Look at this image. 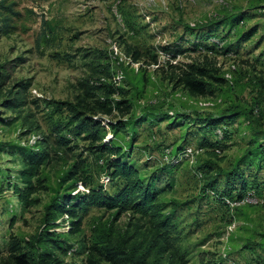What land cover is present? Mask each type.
<instances>
[{"label": "rangeland", "instance_id": "rangeland-1", "mask_svg": "<svg viewBox=\"0 0 264 264\" xmlns=\"http://www.w3.org/2000/svg\"><path fill=\"white\" fill-rule=\"evenodd\" d=\"M10 2L14 28L0 37V252L11 235L48 228L63 242L54 252L64 264H114L101 246L123 258L142 254L138 264H264V0ZM191 63L212 66L221 85L213 81L205 95L177 85L172 72ZM111 85V105L122 100L129 113L96 108ZM62 101L100 121L101 142L114 139L158 190L172 243L139 212L115 218V209L90 206L77 209L74 229L57 211L45 224L53 198L111 194L122 182L109 178L107 154L92 152ZM231 104L248 117L223 119ZM119 120L116 135L109 122ZM28 150L47 158L31 195L37 203L25 207L13 186H22Z\"/></svg>", "mask_w": 264, "mask_h": 264}, {"label": "trees", "instance_id": "trees-1", "mask_svg": "<svg viewBox=\"0 0 264 264\" xmlns=\"http://www.w3.org/2000/svg\"><path fill=\"white\" fill-rule=\"evenodd\" d=\"M7 0H0V37L8 35L14 28L12 25V15H17V12L13 9L14 2L6 3ZM45 36V32H41L37 38V44L40 39ZM131 56L134 61L139 59L140 55L136 50L131 52ZM154 61H156L154 59ZM170 67L174 68L172 64ZM174 71V70H173ZM181 72H172L171 78L175 80L177 85L183 86L191 94L205 95L214 91V83H222L214 72L212 66H199L196 63L186 65L184 68H180ZM97 88H103L97 86ZM108 89V90H106ZM105 89L106 95L103 100H97L95 103L96 108L100 109L104 113H111L113 109L121 112L122 115L129 113L130 105L124 104L122 100L115 101L111 105L112 100L109 96L115 92L114 87L108 86ZM58 104L65 106L68 111L72 113L74 121H76V128L79 131L85 133L86 138L90 139L93 145L92 152L103 154L106 153L107 169L109 171V178L114 181L116 179L122 180L121 184L117 187L116 191L109 194L100 189H91L88 192H83L79 195H63L51 200L47 205L44 215L45 224H51L55 216V212L58 214L65 213L71 218L72 226L70 229H74V225L79 224L81 216L77 213V209H87L90 206H96L99 208H105L107 210L115 209L116 216L123 211L139 212L141 214H148L154 219L155 226L164 241L168 243L173 242L169 234L170 224L168 217L159 214V208L157 204L158 190L151 188L149 183H144L143 178L138 171L130 164H128L123 157H126V152L122 146H119L114 139L108 140V142H101L104 136V126L100 121L90 119L88 117H81L82 112L79 110L81 104H73L71 102L62 101ZM83 105V104H82ZM225 116L223 119L229 120L232 116L237 114H243L244 117H248L247 109L244 107L231 104L227 106L225 110ZM251 112V110H250ZM220 120L212 121L219 122ZM124 124L121 120L117 122H109V126L112 132L116 135L124 128ZM130 126L133 123H129ZM98 141V144H94ZM60 143L63 140L59 139ZM257 148L262 150L263 147L258 145ZM212 155H216L212 152ZM25 169L21 172L22 186L15 184L13 186L14 192L18 195L20 202L25 206H31L37 203V198L31 197L33 192L38 186V177L40 166L47 158V154L43 151L28 150L24 153ZM75 174V172H73ZM230 172L227 173V175ZM233 176V175H232ZM227 176V182L233 181L235 178ZM231 197L230 194L226 195ZM240 197V196H239ZM59 199L61 202H59ZM77 219L74 221V219ZM63 242L60 240L59 235L54 231H50L48 228L40 229L35 234L28 238H19L11 235L7 242L6 250L0 252V264H64L63 261L55 254V249L62 248ZM95 249V246L93 247ZM103 249L105 253V259L114 264H138L142 259L141 256L134 255L133 251L126 252V257L117 255L119 252L107 249L105 246L96 248L101 251ZM89 259V258H88ZM92 264H96L93 260L89 259Z\"/></svg>", "mask_w": 264, "mask_h": 264}, {"label": "built area", "instance_id": "built-area-1", "mask_svg": "<svg viewBox=\"0 0 264 264\" xmlns=\"http://www.w3.org/2000/svg\"><path fill=\"white\" fill-rule=\"evenodd\" d=\"M165 157L167 158L168 157V154H165Z\"/></svg>", "mask_w": 264, "mask_h": 264}]
</instances>
